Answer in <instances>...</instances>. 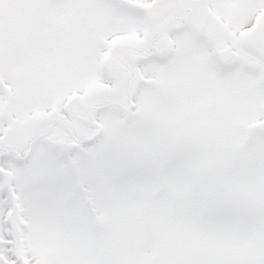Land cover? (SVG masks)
<instances>
[{"label": "snow or ice", "instance_id": "6c2138e0", "mask_svg": "<svg viewBox=\"0 0 264 264\" xmlns=\"http://www.w3.org/2000/svg\"><path fill=\"white\" fill-rule=\"evenodd\" d=\"M0 264H264V0H0Z\"/></svg>", "mask_w": 264, "mask_h": 264}]
</instances>
